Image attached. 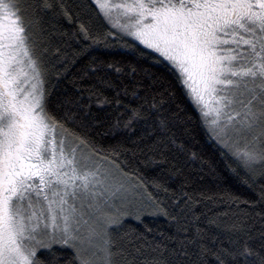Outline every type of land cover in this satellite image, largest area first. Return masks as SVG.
Instances as JSON below:
<instances>
[{
	"label": "snow or ice",
	"instance_id": "snow-or-ice-1",
	"mask_svg": "<svg viewBox=\"0 0 264 264\" xmlns=\"http://www.w3.org/2000/svg\"><path fill=\"white\" fill-rule=\"evenodd\" d=\"M81 7L108 29L94 34L81 24L84 40H115L138 63L165 64L232 171L260 195L252 211L224 222L226 241L210 236L221 223L202 224L208 218L196 214L195 193L182 185L169 194L121 159L135 155V142L99 145L80 100L53 101L49 85L75 54L53 52L45 24L69 14L65 0H0V264H210L209 257L264 264V0H88ZM134 98L143 103L125 109L124 127L172 126L163 93ZM148 208L169 217L175 231L151 243L122 236L125 219L139 220Z\"/></svg>",
	"mask_w": 264,
	"mask_h": 264
},
{
	"label": "trees",
	"instance_id": "trees-1",
	"mask_svg": "<svg viewBox=\"0 0 264 264\" xmlns=\"http://www.w3.org/2000/svg\"><path fill=\"white\" fill-rule=\"evenodd\" d=\"M86 3L88 0H65L71 10L69 14L45 24L53 33V52L59 46L75 54L70 56V63L58 69L59 77L49 85L53 101L65 96L80 100L85 112L90 111L88 120L95 124L92 132L99 145L131 148L134 142L138 144L135 155L127 152L121 159L129 160L149 179H159L169 194L179 192L182 185L184 191L195 193L198 197L194 203L196 214L203 213L208 218L202 219V224L209 220L221 223V228L213 226L209 235L226 241L224 222H230L234 213L252 211L251 205L260 195L259 186H247L243 174L232 171L236 166L223 156L217 142L209 136L200 112L164 63L151 57L138 63L120 42L93 44L79 35L81 24L94 34L108 31L105 22L93 10L81 7ZM73 34H77L75 38ZM133 68L135 73L131 71ZM134 93L140 97L152 93L157 98L163 93L167 101L164 110L169 118L175 117L172 126L165 132L143 121L133 123L131 128L124 127L130 115L125 109L143 103L142 99L134 98ZM143 115L148 118L147 113ZM117 120L119 126L113 127ZM170 139L175 143H170ZM160 142L166 146L159 147ZM149 147H153L152 152L148 151ZM226 194L238 198L239 203L224 200ZM174 231L175 225L169 217L148 208L139 220L134 215L126 218L120 234L127 239L144 237L151 243L159 242L161 233L167 236ZM209 262L212 264L211 257Z\"/></svg>",
	"mask_w": 264,
	"mask_h": 264
},
{
	"label": "rangeland",
	"instance_id": "rangeland-1",
	"mask_svg": "<svg viewBox=\"0 0 264 264\" xmlns=\"http://www.w3.org/2000/svg\"><path fill=\"white\" fill-rule=\"evenodd\" d=\"M196 106V105H195ZM197 108V107H196ZM198 109V108H197ZM198 111H199V109H198Z\"/></svg>",
	"mask_w": 264,
	"mask_h": 264
}]
</instances>
